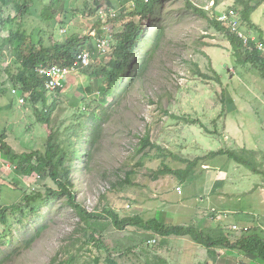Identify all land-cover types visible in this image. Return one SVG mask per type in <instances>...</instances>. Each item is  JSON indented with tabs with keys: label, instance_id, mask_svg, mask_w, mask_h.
Masks as SVG:
<instances>
[{
	"label": "rangeland",
	"instance_id": "374dc122",
	"mask_svg": "<svg viewBox=\"0 0 264 264\" xmlns=\"http://www.w3.org/2000/svg\"><path fill=\"white\" fill-rule=\"evenodd\" d=\"M43 1V4L39 3L33 7L36 16L51 3L50 0ZM70 1L72 4L80 2ZM190 1L199 8H204L219 21L234 13L235 15L229 18L241 22L239 31L230 30L228 22H223L224 25L235 36L244 35L249 43L256 44L259 53L264 57V43L259 40L258 33L260 29L264 31V1L257 6L251 26L242 25V22L244 23L242 16L233 9L235 0H222V4L216 10L209 0ZM111 2L116 4L112 6V9H115L112 16L102 13L86 16V13H83L85 8L79 9L83 5L77 7V3L74 10H65L64 16L58 17L56 22L62 23L65 20L67 23H74L81 40L89 37V43L93 40V44L99 49L106 47L107 50L112 43L113 49V40L118 32L123 31L124 18L127 19L124 11L125 7L129 9L127 4L130 2L127 1L121 8L115 0ZM131 3H134V0ZM107 7L108 1L100 0L102 11ZM99 11L98 9L95 12ZM10 13L14 14L15 10L12 8ZM76 13L79 17L73 18ZM153 14L149 20L140 21L144 35L136 49L134 65L132 66L130 62L124 80L116 88L115 98L107 95L103 102L101 98L92 94L98 85L104 83V78H101L100 82H93L86 89L80 86L85 83L86 78L78 73V70L74 75L67 77L66 86L70 87L61 95L55 92L47 93L49 106L57 99V110L52 115V122L56 125L66 123V120L72 118L74 112L71 108H76L75 102L78 101L79 104V100L86 98L85 104L81 102L80 105L82 104L81 107L87 112L86 115L83 110L81 113L87 135L78 142H72L73 137H67L68 144L72 145L69 148L78 151L71 161L72 181L77 191V199L85 209L89 213L104 215V219H99L102 223L110 224L103 236L108 251L98 252V247L92 242L90 246L86 245L89 246L87 247L89 252L81 253L80 264L93 262L98 258L97 255L102 257L100 264H107V259L116 264H264V260L251 259L237 251L225 247L223 249V246L207 249L189 238H179L175 234L163 237L153 229L148 231L132 225L119 229L112 224L113 218L108 210L114 212L112 215L117 214L119 219L140 217L146 222L156 220V223H165L169 228L193 227L199 234L203 232L210 236L217 233L220 238L227 235L231 241L236 239L231 235L233 231L237 236H243L250 229L246 223L253 222L252 215L246 212L244 220L234 210L220 211L216 203L212 204L215 208L213 211L207 209L205 205L198 207L196 202L191 200L193 195L198 193V186H186L188 182L194 181L195 176H191L188 182L183 184L174 175H159L158 178L156 174L163 171L166 166L173 169L186 168L187 165L175 157L193 162L199 158L207 159L209 153L220 150L241 154L240 151L246 149L250 154L244 157L253 163V167L247 168L225 155L214 160L199 161L192 174L194 175L196 171L199 178L203 173L206 176V171L210 167L211 171L217 172L218 169L231 166L232 168L228 170V180L227 172L225 185L218 189L219 203L233 197L232 192L238 195L242 193L238 200L241 205L257 206L264 212V77L259 69L262 65L254 57L252 58L256 61L257 68L251 64H238L236 50L228 36L210 29L206 19L186 8V0H158L153 8ZM116 15L123 18L114 29L108 24L106 28L108 33H105L103 26L95 23L99 16L105 26V22ZM80 18L83 20L79 22ZM161 29L163 33L160 48L151 60L150 56L146 55L149 60L147 72L143 77L134 79V73L139 69L141 54L145 55L151 48ZM64 32L62 29V33ZM7 34L8 31L5 30L2 35L7 37ZM106 34L107 38L111 36V42L109 38H105ZM83 50L84 55L89 56V52ZM102 61H105V58L101 57L96 62L100 64ZM196 66L202 73L213 78L217 75L221 77L222 84L214 80H203L201 76L195 75ZM4 67L2 66V69ZM67 71L56 75L54 80L66 75ZM6 79L7 76L2 73L0 82ZM132 79L135 81H131L133 84H130ZM67 81H62L61 85ZM129 85L131 88L123 96L122 91ZM223 96L226 97L224 103ZM27 97H18L17 105L11 101L10 104L14 108L12 111L6 99L0 96V129L5 131L12 126L17 130L31 129L29 133L32 134H25L27 138L25 141L28 142L32 136L35 139L30 142L39 143L41 146L35 148L43 150L47 143L46 138H49L51 132H62L71 121L60 129L46 122L40 124L38 117H41V113L46 112L48 108L44 109L40 104L30 105ZM107 108L109 110L106 116L109 121L101 127V141L89 149L86 141L90 139L91 133L88 131L92 130L97 122L90 114L93 111L94 114H99ZM146 134L150 135L151 144L156 145V148L146 147L144 153L139 152L138 148L141 147L138 145L139 140ZM14 137L15 134H10L12 145H15ZM87 151H90L88 152L90 157L85 155ZM145 153H148V157H144ZM6 167L2 169L5 179L3 175L0 176V203L13 205L20 202L23 193L9 190L10 188L20 190L25 186L32 188L36 184L40 185L42 179L40 180L37 175L25 178L20 176V172L15 174L10 165ZM46 175L48 176L49 172ZM127 175L131 176L132 185L119 186L118 183L124 181ZM230 183L233 186H230ZM198 184L204 186L206 180ZM49 185L53 186L51 183ZM30 188L29 191H33ZM34 207L39 214L31 217V225L23 232L27 233L29 230L32 234L36 233L38 228L35 225L38 223H48V229L31 249L24 250L19 255L14 254L4 264H53L58 254L60 260H68L76 253V250L68 248L80 239L81 233L76 232L78 219L72 206L68 205L67 198L63 196L51 203L36 204ZM219 220L222 221L218 222ZM261 230L264 237V229ZM86 240L83 238L85 243ZM21 243L0 249V259L4 255H11L14 246ZM149 243L157 245L151 246ZM78 245L81 246L82 242ZM130 249L131 253L128 252ZM1 250H5L4 253ZM67 250L68 253L65 254Z\"/></svg>",
	"mask_w": 264,
	"mask_h": 264
},
{
	"label": "trees",
	"instance_id": "16d2710c",
	"mask_svg": "<svg viewBox=\"0 0 264 264\" xmlns=\"http://www.w3.org/2000/svg\"><path fill=\"white\" fill-rule=\"evenodd\" d=\"M50 1L51 3L42 9L40 15L36 16L33 12V7L39 3L43 4V0H0V78L2 73L7 76L4 82H0V96L6 99V102L9 104V109L12 111L14 108L10 102L12 101L11 103L17 105L19 103L17 98L21 96H28L27 100L30 105L40 104L44 109L48 108L46 112L41 113V117H38L40 124L46 122L60 129L62 126H66L68 121H71L68 127L66 126L62 129V132H51L49 138H46L47 143L43 149L45 151L35 148L41 145L39 143L32 144L30 141L35 139L32 136L29 137L28 142L25 141L27 140L25 134H32L29 133L31 129L17 130L14 126L5 131L0 129V176L3 175V179H5L2 169L10 165L11 170L13 169L15 174H18L16 172H20V176L25 178L37 175L40 180L42 179L40 185L36 184L32 186V188L29 187L33 191H29V188L26 186L23 190L16 188L9 189L21 191L23 193L20 202L13 205H4L0 203V249H7L8 246L22 242L21 245L14 246V251L11 255H4L5 257L3 256L0 259V264L9 261L14 254L19 255L24 250L31 249L48 229V223H38L36 225L34 224L38 228L36 233L32 234L29 230L27 233L23 232L31 225V217L39 214V211L34 206L36 204L51 203L53 200H58L63 196L67 198L68 205L72 206L77 216L79 225L76 232L81 233V237L68 248L69 250H76L75 254H72L68 260H60L58 254L54 258L53 264H80V260L82 259L81 253L89 252L87 247H89L92 242L98 247V252L108 251V248L104 245L103 236L109 229L110 223H102L99 218L104 219V215L89 213L85 209L82 203L77 199V191L72 181L71 161L78 151L69 148L72 145L68 144L67 137H73L72 142H78L82 141L84 136L87 135V129L85 128L86 124L84 125L81 117L82 110L84 112L86 111L81 107L82 104L80 105L81 102L83 105L85 104L86 98L83 97V100H79V104L78 101L75 102L76 108H71V111L74 112L72 118H69L68 121L66 120V123L64 122L60 125H56V123L52 122V115L57 110V99L49 106L50 101L47 97V93L55 92L61 95L65 92L66 88L70 87L66 86V84H68L67 77L72 74L74 75L78 70V73H81L86 78L85 83L80 86L86 89L88 86H91L93 82H100L102 81L100 79L104 78V83L98 85V87L93 90L92 94H94L95 97L98 96L101 98L103 102H105V96L107 95L115 98L116 88L120 82L124 80L125 74L128 72L127 69L130 67V62L132 66L134 65V58L137 53L136 49L144 35V28L140 21L142 19L149 20L154 16L153 8L158 0H134V3H131L133 0H115L120 4V8L126 5L127 1L130 2L127 4L129 9L125 7L124 13L127 19L124 18L125 22L122 25L123 31L118 32L115 40H113V49L111 43L108 50L106 49L105 51L93 44V40L92 43H89V37L85 40H81L79 32L74 28V23H67L64 19L62 23L56 22L58 17L62 18V16H64L63 12L65 10H74L78 2L72 4L70 0ZM107 1L108 7L105 8L104 11L100 8V0H80L77 7L83 5L79 9L82 10V8H85L83 13H86V16H89V14L100 15L101 13L112 16V11H115V9H112V6L114 7L116 4L112 3L111 0ZM263 1L264 0H235L233 9L242 16L244 21V23L242 22L243 26L252 24V18L257 10V6ZM209 2H213L212 7L216 10L223 1L209 0ZM12 8L15 10L14 14L10 13ZM186 8L206 19L210 29H215L228 36L233 48L236 50L235 56L238 64H251L254 68H257V63L254 60L255 58L262 65V68L259 67V69L262 77H264V57L259 53L256 44H246L242 38L235 36L232 32L230 33L231 29L229 30V28L224 25L225 23L217 20V17L210 15L204 8H199L192 1L186 0ZM98 9L100 11L95 12ZM78 15L79 14L76 13L73 18H78ZM122 18L123 17L117 15L113 16L105 22L106 24L104 26L103 21L99 19L98 16L95 23L96 25L103 26L106 31L104 32L108 33V29L106 30L108 24L111 29H114L118 26V23L121 22ZM128 18H130V20H128ZM31 19L33 21H31ZM137 19H139V21H137ZM82 20L83 18H80L79 22ZM234 21L237 22L239 27L241 24L240 21ZM253 28H255V26H253ZM62 29L65 30L64 33L66 34L62 33ZM5 30L8 31L7 37L2 35ZM94 30L98 29L94 28ZM162 33L163 30L161 29L151 48L145 55L141 54L139 59L140 64L138 63L139 69L137 73H134V79L143 77L147 72L149 60L152 59L153 55H155L161 46ZM258 33L260 35L259 40L264 43V31L260 29ZM104 36L107 38V34ZM108 38L111 42V36H108ZM83 49L89 52V56L84 55ZM146 55L150 56L149 60ZM101 57H103V59L105 58V61L99 64L96 61ZM2 66H5L4 69H2ZM196 68L195 75L201 76L203 80H214L218 84H222V79L218 75L213 78L202 73L200 69H198V66H196ZM54 70H59L61 72L69 70L70 72L67 71L68 73L64 75L67 81L66 83L60 85V82L54 89H50L48 85L53 80V76H49L47 73ZM95 77H97L96 79L98 80H96ZM131 81H133V79L130 80V84H133L135 80L132 83ZM130 88L131 85L124 89L122 95L125 96ZM38 96H40V98H38ZM7 97L9 98L7 99ZM12 97L13 99H11ZM224 98L226 97L223 96V103ZM109 105L111 106L112 104L109 103ZM108 110V108L104 109V111L99 114H94L95 111H93L90 114L97 122L93 126V129L88 131L91 133L90 139L86 141L89 149L95 147L99 141H101V127L104 123L106 124L109 121L106 116ZM86 114L87 112L85 115ZM10 134H15V145L10 144ZM64 136L65 138H63ZM138 145H141L138 151L143 153L146 147L156 148V145L151 144L149 134L142 137ZM88 152L90 151H87L85 155L90 157ZM240 152L241 154L232 151L225 152L223 150L212 151L207 156V159L206 157L204 159L214 160L218 156L228 155L247 168H252L253 163L244 157L250 154L249 151L243 149ZM144 157H148V153H145ZM175 158L182 164L187 165L186 168L173 169L166 166L163 171L156 173L158 178L159 175H174L180 180V183L186 184L191 174L197 168L198 162L204 160L199 158L192 162L180 157ZM47 172H49L48 176L46 175ZM6 177L9 178V176ZM130 180L131 176L127 175L126 179L118 183V185H132ZM49 183L53 186L49 185ZM2 186L5 187L4 184H2ZM108 212L113 218L112 224L119 229H124L128 225L137 226L138 228L143 227L148 231L153 229L163 237L175 234L179 238H189L207 249L223 246V249L226 248L231 251H237L240 254L249 256L251 259L259 258L264 260V237L263 231L259 228H250L248 232L240 237L233 231L231 235L236 239L231 241L227 235L221 236V238L217 236V233L206 236L203 232L199 234L193 227L181 226L169 228L165 223H156V220L146 222L140 217L119 219L117 214L112 215L114 213L113 211L108 210ZM146 223H153V225L151 226ZM246 234H250V236L248 237ZM83 238L87 239V243L83 241ZM79 242H82L81 246L78 245ZM149 244L151 246L157 245L152 243ZM2 251L4 253L5 250H1V252ZM128 252L131 253L132 249ZM66 253H68V250L65 251V254ZM97 257L98 258L93 262H89L88 264H100L102 257L100 255H97ZM106 263L116 264V262L110 259H107Z\"/></svg>",
	"mask_w": 264,
	"mask_h": 264
},
{
	"label": "crops",
	"instance_id": "0c3cea01",
	"mask_svg": "<svg viewBox=\"0 0 264 264\" xmlns=\"http://www.w3.org/2000/svg\"><path fill=\"white\" fill-rule=\"evenodd\" d=\"M227 137V136H226ZM232 168L231 166L228 168L218 169L217 172L211 171L212 167L209 168L206 172V176L203 173L199 178L196 176V171L194 175L191 176L194 177V181L188 182V185L186 186H198V193H195L191 200H194L198 207L205 205L208 207L207 209H210V211H213L215 208L212 207L213 203L218 204V208L220 211H231L234 210L236 214H239L244 220H246V212L249 215L253 216V222L246 223L248 224V228L255 229H264V212L259 209L257 206L252 205H241L240 200L241 194H237L235 192H232L231 194H234L233 197H230L228 201H225L224 203H219L218 199L220 198L218 189L219 187H222L225 185V175L227 174L228 170ZM217 169V168H216ZM211 171V173H209ZM216 173V175H214ZM190 176V177H191ZM229 172L226 175V178L228 180ZM189 177V178H190ZM206 180V184L204 186H200L198 183L201 181ZM228 185V181H227ZM230 186H233L232 183H230ZM243 186V185H238ZM182 191L184 192L183 188ZM230 194V195H231ZM261 203H263V200H261ZM241 208H244L243 210ZM206 209V210H207ZM231 217L234 216L230 215ZM222 220H219L218 222H221Z\"/></svg>",
	"mask_w": 264,
	"mask_h": 264
},
{
	"label": "built area",
	"instance_id": "2783aa9c",
	"mask_svg": "<svg viewBox=\"0 0 264 264\" xmlns=\"http://www.w3.org/2000/svg\"><path fill=\"white\" fill-rule=\"evenodd\" d=\"M235 14L234 13H230V15H228V17H226L224 20H221L222 22H228L229 23V26L231 27V30H236V31H239L238 30V24L236 21H234L233 19H230L229 16H234ZM227 16V15H226ZM239 36V35H237ZM240 38L244 39L245 40V43L247 44L248 43V38L245 37L244 35L243 36H239ZM258 47V46H257ZM49 76H53V80L50 82V84L48 85V87L50 89H54L56 85H59L60 82L62 83V81L65 80V76H60L58 80H54V77L56 75H61V71L59 70H54V71H50L47 73ZM61 85V84H60Z\"/></svg>",
	"mask_w": 264,
	"mask_h": 264
},
{
	"label": "clouds",
	"instance_id": "9594fccd",
	"mask_svg": "<svg viewBox=\"0 0 264 264\" xmlns=\"http://www.w3.org/2000/svg\"><path fill=\"white\" fill-rule=\"evenodd\" d=\"M212 4H213V2H212ZM231 12V11H230ZM225 14V13H224ZM222 22V21H221ZM241 23V22H240ZM110 43V42H109ZM111 44V43H110ZM247 44H249V42L247 43ZM257 46V45H256ZM102 49H104V51L107 49L106 47H104V48H102ZM24 100H23V98L21 99V102H23Z\"/></svg>",
	"mask_w": 264,
	"mask_h": 264
}]
</instances>
